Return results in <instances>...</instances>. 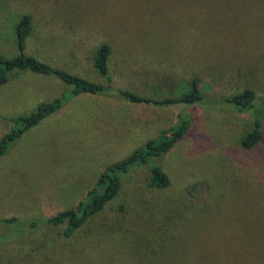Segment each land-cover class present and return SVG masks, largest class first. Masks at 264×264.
<instances>
[{"label": "rangeland", "instance_id": "rangeland-1", "mask_svg": "<svg viewBox=\"0 0 264 264\" xmlns=\"http://www.w3.org/2000/svg\"><path fill=\"white\" fill-rule=\"evenodd\" d=\"M25 14L34 24L26 53L39 61L104 84L95 58L107 44L116 88L176 98L197 79L205 102L159 108L81 95L29 129L0 158V218L77 206L109 166L180 114L193 118L188 137L156 160L167 188L137 170L71 238L65 227H0V264H264V142L243 149L252 118L221 102L246 89L264 99V0H0L1 56L17 55ZM63 91L30 71L0 85V140L11 119Z\"/></svg>", "mask_w": 264, "mask_h": 264}, {"label": "trees", "instance_id": "trees-1", "mask_svg": "<svg viewBox=\"0 0 264 264\" xmlns=\"http://www.w3.org/2000/svg\"><path fill=\"white\" fill-rule=\"evenodd\" d=\"M14 31L18 53L10 58L0 55V85H5L13 78L30 71L35 74L56 78L64 86V93H62L61 97L41 103L30 115L10 120L15 124H13L10 132L0 140V158L7 155L11 145L29 129L59 112L69 100L77 96L103 94L119 98L127 103L145 104L159 108L175 105L195 107L205 102V96L197 79L192 81L191 89L188 93L176 98L157 99L116 88L110 75L109 59L111 48L107 44H103L98 48L95 58L96 70L104 78V84L94 83L39 61L36 57L26 53L27 40L34 31L33 18L29 14H25L20 18ZM221 102L238 113L250 114L252 118L251 130L241 140L242 148L254 150L261 145L264 142V99L258 100L253 90L246 89L239 94L221 99ZM192 125V113L180 114L178 121L162 131L157 138L148 141L126 159L109 166L101 174L96 184L87 191L77 206L51 217L23 220L18 218H0V227H5L6 229L29 227V229L34 231L42 228V226L52 229L65 227L62 236L71 238L120 194L125 178L137 170L147 169L150 172L151 179L148 183L150 187L156 189L167 188L170 185V179L164 169L157 164L156 160L164 157L180 142L185 140L190 133ZM4 241L6 240L0 239V243Z\"/></svg>", "mask_w": 264, "mask_h": 264}, {"label": "crops", "instance_id": "crops-1", "mask_svg": "<svg viewBox=\"0 0 264 264\" xmlns=\"http://www.w3.org/2000/svg\"><path fill=\"white\" fill-rule=\"evenodd\" d=\"M127 103V102H126Z\"/></svg>", "mask_w": 264, "mask_h": 264}]
</instances>
